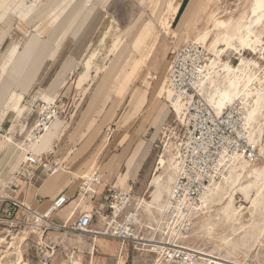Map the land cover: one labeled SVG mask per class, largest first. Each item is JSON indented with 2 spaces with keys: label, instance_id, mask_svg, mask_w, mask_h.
Listing matches in <instances>:
<instances>
[{
  "label": "rangeland",
  "instance_id": "1",
  "mask_svg": "<svg viewBox=\"0 0 264 264\" xmlns=\"http://www.w3.org/2000/svg\"><path fill=\"white\" fill-rule=\"evenodd\" d=\"M138 1L101 0L94 16L82 18V10L72 12L79 3V0H74L66 9L60 23H57L48 16L41 18L40 8L49 6L55 8L61 0H0V14L6 11L5 16L0 19V34H4L0 43L2 49L11 43H19L23 51L34 37L47 40L49 51H52L51 59L46 58L31 90L25 94L19 93L14 87L19 73L10 78L12 66L0 65V93L6 94L5 101L8 98H11L9 102L15 99L11 107L12 113L21 103L27 106L15 130L9 134L10 141L4 140L3 135L7 134L6 128L11 124L13 114H9L1 126L0 138L7 143L10 142L22 153V148H25L27 143L23 141L25 133L29 130L35 131L40 118L54 110V116L48 124L55 121L53 134L56 137L52 139V148L41 154L52 153V157L55 156L59 160L62 169L65 170L58 173L60 176L69 177L71 176L69 171H76L79 174L84 173L81 177L85 182L100 179L101 184L95 197L100 196L104 184L109 182L105 174L114 176L118 173L119 167L107 164V161H112L123 153L124 159L130 154L134 156L138 144L145 141L151 145L148 157L141 160L138 154L135 156L136 169L140 168L145 178L144 186L140 194H136L132 189H122L134 198L126 208L133 213H136L135 205L140 197L146 196L150 200L148 182L154 175L163 151L170 149L177 161L176 146L188 125L185 107L181 116L166 108L159 114L166 101L163 88H168L166 74L174 52L193 42L205 28L212 26L209 21L211 12L214 11L223 19L238 17L249 8L251 0H214L210 8L201 15L204 8L202 0L194 9L191 21L182 29L177 28L180 14L172 21L171 30L176 33L175 37L167 35L158 24L159 17L169 14V0H143L145 5L139 4ZM187 1L183 0V6ZM67 2L68 0H63L60 4L64 6ZM95 4L98 6L97 2ZM86 5L88 6V3ZM90 9H93L92 6ZM204 48L209 57L208 47ZM242 53L245 58L259 63L253 70L262 77L264 54L250 49H244ZM237 57L236 51L232 50L223 56V59H229L236 65L239 62ZM150 76L156 78H148ZM146 80L151 83L147 85ZM256 84L254 83V86ZM138 90H141L142 94L137 97L138 107L135 109L131 95ZM157 92L161 94L159 99L156 97ZM56 93H59L56 103L48 101L49 97ZM8 109L7 104L6 110ZM260 123L256 133L257 140L264 143V120ZM122 139L125 142L123 146L120 145ZM108 142L115 148L112 150L114 154L102 152L104 144ZM30 150L34 152L33 149ZM11 159L13 160V154L0 150V188H5L23 165V161L18 164L15 160L11 162ZM94 163L95 168L87 172ZM171 163L167 161L168 169ZM242 164L246 169L231 176L235 182L231 180L229 185L232 183L233 186H227L215 195L209 194L203 199L214 202L203 209L201 216L194 221V226L188 234L191 237L186 235L185 237H188L184 244L211 252L218 262H223L220 259H229L240 264H264V198L252 206L244 194L249 192L250 197H255L256 191L264 185V163L250 164L242 160ZM236 167L240 169V163ZM100 174L103 177L99 178ZM85 196H88V193ZM168 196L169 193H166L164 200ZM231 197L233 206L241 210L242 224L248 226L244 230L240 229L242 224L231 225L223 215V210ZM162 202L163 200L155 201L151 205H161ZM84 208L91 210L92 206ZM1 209L0 205V212ZM137 211L140 213L141 221L134 227L138 236L136 239L124 242L111 237L83 236L84 242L91 243L93 237L95 241L101 240L100 238L114 241L118 249L120 243L125 244L121 258H118L117 253L116 260L111 264H154L159 255L147 251L150 246L139 243L142 242L140 239L150 237L152 229L149 226L153 225L149 222V217L157 213V210L153 206L144 205L139 210L137 208ZM108 213L106 204L104 217ZM102 223V220L94 215V224L98 225V228L94 229H99ZM0 234V238H5V243L0 247V256L8 254L6 251L10 249L12 251L18 248L22 251L23 257L18 260L19 262L17 254L8 255L16 264H68L67 257L61 251L51 253L47 251L48 236H43L41 240L39 237L26 235L14 236L12 239L13 236H6L1 225ZM162 236L165 235L158 234L156 239L162 242L164 239ZM38 240L42 243L38 244ZM90 245H94L93 242ZM82 259V264H92L91 255L87 252ZM98 260L94 264H99ZM100 262L108 264L107 261Z\"/></svg>",
  "mask_w": 264,
  "mask_h": 264
},
{
  "label": "built area",
  "instance_id": "2",
  "mask_svg": "<svg viewBox=\"0 0 264 264\" xmlns=\"http://www.w3.org/2000/svg\"><path fill=\"white\" fill-rule=\"evenodd\" d=\"M207 60L204 46L191 42L175 51L168 69L167 86L183 102L188 125L176 146L175 158L181 172L173 183L165 214V221L179 230L181 236H173L172 239L162 236L163 244L156 243L161 245L156 264H221L203 249L184 244L185 236L193 228L194 221L203 213L201 202L208 194L206 185L223 177L231 167L239 164L240 157L250 164L264 163V143L248 138L244 122L248 105L236 100L218 111L200 94V85L207 72ZM262 73L264 78V70ZM54 113V110L45 113L34 132L38 134L48 125ZM60 168L59 162L52 161V153L35 154L32 150L26 151L20 171L5 188H0V225L6 236H36L41 240L49 231H74L124 242L138 237L135 236L134 227L140 224L141 219L136 220V213L126 209L130 204L129 192L115 188L108 190L109 213L105 215L101 230L92 229L93 215L90 213H82L72 227L54 222L53 213L68 203L65 195L58 196L45 212H39L19 199L17 193L22 180L30 183L37 179L40 170L53 174ZM87 190L91 192L92 188ZM40 240L38 244L42 243ZM156 240L154 238V242L149 243H155ZM50 250L47 247L51 253ZM66 261L74 264L73 253H70Z\"/></svg>",
  "mask_w": 264,
  "mask_h": 264
},
{
  "label": "bare ground",
  "instance_id": "3",
  "mask_svg": "<svg viewBox=\"0 0 264 264\" xmlns=\"http://www.w3.org/2000/svg\"><path fill=\"white\" fill-rule=\"evenodd\" d=\"M73 1L74 0H68V2L64 6H62L60 3L63 2V0H61V2L58 3L57 7L55 8H52L51 6L40 8L41 18H45L48 16L55 20L57 23H60L59 21H61L64 17L66 9L73 3ZM106 1L109 0H104V2ZM213 1L214 0H205V7L202 10L203 13L201 15H203L207 11V9L210 8L211 2ZM95 2L98 3V6L95 4ZM100 2L101 0H79L78 5L75 6L72 12L82 10L81 14L83 16L80 14V17L82 16V18H84V16H94V14L98 11ZM138 2L139 4L145 5L143 0H139ZM87 3L88 6L86 5ZM90 6H92L93 9H90ZM168 8V16L159 18L160 25L163 26V28L166 30L167 35H172L173 37H175L176 33H174V31H172L169 27L175 13L179 8V3H177L176 0H169ZM209 21L211 22L212 26L205 28L202 34L199 35L195 40H193V42L195 43H200L204 47H208L210 54L207 62V72L203 82L200 85V94L205 96L207 100L213 106H215L218 111L223 110L225 107L235 102L236 100H240L242 101V104L248 105V109L244 113V122L248 138L250 140H256V133L260 127V122L261 120H264V78L260 77L258 75V72L253 70V67L259 66V63L256 60H249L245 58L242 50L250 49L253 51H259L261 52V54H264V0H251L249 8L245 12L241 13L238 17H231L229 19L220 18L213 11L209 14ZM37 27L38 25L35 26L36 29ZM3 36V33L0 34V43L3 39ZM49 50V42L47 40L35 39L33 37L26 44L23 51H17L11 62L12 70L9 72V75L10 78H12L14 74L19 73L17 81L15 82V87L18 89L19 93L25 94L28 93L29 90H31V87L35 82L43 63H45L44 61L46 60V58H49L52 55V51ZM232 50L236 51L238 55L237 59L239 62L236 65L232 64L229 59H223V56L228 55V53ZM152 77L150 76L148 78ZM153 78H156V76H154ZM145 83L149 85L151 82L149 80H146ZM254 83H257L258 85L256 84V86H254ZM7 85L9 84L7 83ZM163 89L165 90L164 97L166 101L163 103V107L161 108L159 114H161L163 109L166 108L171 109V111L175 112L177 116H181L184 112L185 107L183 102L179 98H177L169 88L164 87ZM58 94L59 93H56L54 96L49 97L48 101L56 103V97ZM4 95L6 94L4 93ZM156 97L158 99L161 98L160 92H157ZM0 98L2 100L4 97ZM6 101L4 103H6ZM26 110L27 106L24 103H21L12 113L13 117L11 121V127L9 128L7 134L3 135L4 140L10 141L9 134H11L15 130L18 124L17 122ZM55 124L56 123L53 120L50 125H45L38 134L36 132L33 133L34 130L27 131L23 139V141L25 140L27 142L26 147H20L23 149L22 153H20L18 148L12 146L10 142L7 143L1 138L0 150L6 151V153L13 154V160H15L18 164L21 161H24L25 153L27 150L33 149L35 152H37V154L48 151L52 148V139L56 137V135L53 134V128ZM22 134L23 132L21 133V135ZM142 153L143 152H141V154ZM173 157L174 154L171 153L170 149H165L163 151L155 167L154 175L148 182V187L150 188L148 198H150V200H148L146 196L140 197L135 205L138 210L144 205L153 206L157 210V213L149 217V222H151V224L153 225H148L149 228L152 229V232L149 235L150 237L147 239H140L142 240V242L139 243L140 245L145 244L146 246H150L147 251L153 252L155 254L160 252L158 251V248H161V245H158L156 243L161 242L156 240L155 243H149V241L154 242V238H156L158 234L168 236L170 239H172L173 236H181L179 230H176L173 225H170L165 221L168 198L164 200V195H166V193L170 194L173 183L178 179L181 172V167ZM239 160L240 169L236 166H233L226 174H224L223 177L217 180H213L206 185V192H208L207 196L209 194H212L213 196L219 191L225 189L227 186H233L231 185L232 183L229 185L231 180L235 182L231 178V176L235 172H239L241 170L244 171L246 169V166L242 164L241 157L239 158ZM167 161L172 162L169 165L171 166L169 167V169L168 167H166L168 166ZM92 168L93 166L90 167L88 171H91ZM55 173L53 176L56 175ZM127 189L131 190L130 187H128ZM244 194L247 196V199L251 201L252 206H255L259 202V200H263L264 198V185L256 191L255 197H250L249 192H244ZM207 196H205L204 198H206ZM132 200H134L133 197L130 198V203H132ZM160 200H163L161 205H151L152 202H157ZM229 200V203L223 210V215L231 225L235 226L237 224H242L241 210L233 206V203L231 202L233 200L232 197ZM211 202L214 201H211L210 199L202 200L201 208H208ZM137 208H135L136 220H139L141 218L139 217L140 213L137 211ZM162 224H165L164 227H161ZM247 227L248 226H245V224H242V227H240V229L244 230ZM189 237H191V235ZM13 238L14 236L12 237V239ZM4 240V237L0 238V247H2V244L5 243ZM124 249L125 244L120 243V247L118 249V258H121L122 254L124 253ZM10 250L6 251L8 254L0 256V264H16V262H14V259L8 256L9 254H17V262H19L18 260L23 257L22 251L20 249L17 248L12 251ZM90 250L91 252L95 251L93 245H90ZM139 250L141 249L139 248ZM142 250L146 249L142 248ZM206 252L210 254V256H213L211 252ZM82 257L83 256L80 255L79 260L73 259L74 264H82ZM157 260L158 259L155 260L154 264L157 263ZM220 261H223L220 262L221 264H240L237 261L229 259H220Z\"/></svg>",
  "mask_w": 264,
  "mask_h": 264
},
{
  "label": "crops",
  "instance_id": "4",
  "mask_svg": "<svg viewBox=\"0 0 264 264\" xmlns=\"http://www.w3.org/2000/svg\"><path fill=\"white\" fill-rule=\"evenodd\" d=\"M176 2L179 3V8L173 17V20L176 18L177 15L180 14L177 22V28L182 29V27L185 26L187 22L191 21V17L193 16L194 9L196 8L197 4L202 2V0H188L184 6H183V0H176ZM46 3L44 4V6L46 5ZM205 3H206L205 0H203L202 2L203 7H205ZM5 14L6 11L3 14H0L1 15L0 19H2L5 16ZM158 21H159L158 22L159 26L167 34L163 26L160 25V19ZM171 26H172V22L169 27L170 29ZM17 51L21 52L19 43H11L5 49H2L0 47V65L1 66L11 65V62ZM173 57L169 62V66L171 64ZM49 58L51 59V56ZM144 59L145 56H143V61ZM168 69L166 74L167 76L166 80L168 79ZM141 94H142L141 90H138L131 95L132 97L131 102L132 104H135L134 105L135 109L138 107L137 97ZM0 97L2 98L4 97L2 100L0 98V102H1L0 128H1V126L5 123L8 115L12 114L11 107H13L15 99L9 102L11 98H8L6 103H4L6 99V95H4V92L0 93ZM7 104L9 105L8 110H6ZM10 127L11 124L6 128L7 132L9 131ZM123 144H125L124 139L121 140L120 145L123 146ZM150 146L151 145L146 144L145 141L140 142L137 148L135 149L134 156H131L132 154H130L126 156V158L124 159L125 155L123 153L122 155H119L118 158L112 161L108 159L109 161H107V164H113L114 167H119V170L117 174L116 173L114 174V176L105 174V176L109 179V182L104 184V188L100 193V196L95 197L97 193V188L99 184H101L100 179L97 180L92 179L85 182V180L81 177V175L84 173L79 174L76 171L68 172L69 174L71 173V176L73 175L72 177L71 176L67 177L66 175L60 176L58 175V173L65 172V170L62 169V167L58 172L55 173L56 174L55 176H53L54 173L46 174L44 172H41L40 170L38 177L35 181L27 183L25 180L24 181L22 180L21 187L17 193V196L19 197L20 200L25 201V203L31 205L39 212H45L50 208V206L53 204V202L56 200L58 196L65 195L68 198V203L62 209L53 213L52 220L54 222L59 224H66L68 227H72L82 213H90L93 215L92 229L98 228V225L94 224V215H96L99 219L102 220L103 223L102 225L99 226V229H94V230H101L104 227L105 217L103 215V212L107 204V196L109 189L119 187L118 189L125 190L128 187H130L136 194H140L141 189L144 186L145 178H143L141 172L142 170L140 168L136 169L137 160L135 156H137V154L138 155L140 154L139 157L141 160L146 159L149 155ZM114 149L115 148L113 147V145L110 142H108L104 144L102 152L113 153L112 150ZM141 152L143 153L141 154ZM123 159L124 162L122 163ZM12 161L13 160L11 159V162ZM52 161L59 162V160L55 156L52 157ZM59 164L61 165V163ZM95 165H96L95 163L91 164L90 167L93 166L92 169H94ZM101 177L103 176H101L100 174L99 178ZM71 178L74 180H72ZM80 180L82 181L80 182ZM87 188L89 189L92 188V191L91 192L88 191ZM87 193L88 196H85V194ZM85 200H87L86 203L82 204ZM89 202H91L92 204H90ZM84 206H92V208L91 210H86ZM44 236H48L46 237V242H48L47 245L52 250V252L61 251L62 253H64V255L67 258L70 256V253H73L74 260L76 259L79 260L80 255H83L84 257V254L87 252L88 255H91V263L93 261L92 264H94V262L98 259H99L98 260L99 264L101 263L100 261L102 260L107 261L108 264H111V262L116 260L115 259L116 254L118 253V247L114 241H110L102 238H100L101 240L95 241V238L93 237H91V240L94 244L93 247L95 248V251L91 252L90 244L92 242L85 243L82 238L83 236H92L88 234H81L74 231H67V232L49 231L46 232ZM53 237H55V239H52ZM49 240L51 241L49 242ZM81 262L83 263V260Z\"/></svg>",
  "mask_w": 264,
  "mask_h": 264
}]
</instances>
